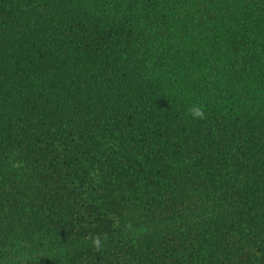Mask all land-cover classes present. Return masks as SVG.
<instances>
[{"label":"trees","instance_id":"trees-1","mask_svg":"<svg viewBox=\"0 0 264 264\" xmlns=\"http://www.w3.org/2000/svg\"><path fill=\"white\" fill-rule=\"evenodd\" d=\"M0 264H264V0H0Z\"/></svg>","mask_w":264,"mask_h":264},{"label":"clouds","instance_id":"clouds-1","mask_svg":"<svg viewBox=\"0 0 264 264\" xmlns=\"http://www.w3.org/2000/svg\"><path fill=\"white\" fill-rule=\"evenodd\" d=\"M187 113L193 120H203L205 118L203 106L199 104L193 103L188 107ZM92 243L97 249L102 247V243L99 239L93 240Z\"/></svg>","mask_w":264,"mask_h":264}]
</instances>
